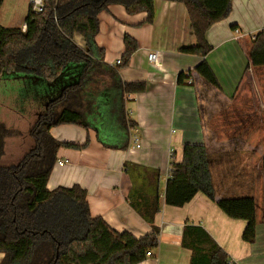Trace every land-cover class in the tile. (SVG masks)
<instances>
[{"label":"trees","instance_id":"1","mask_svg":"<svg viewBox=\"0 0 264 264\" xmlns=\"http://www.w3.org/2000/svg\"><path fill=\"white\" fill-rule=\"evenodd\" d=\"M44 1L42 13H34L29 5L26 31L0 25V103L21 116L19 128L0 119V264H140L159 246V170L125 163L133 180L129 204L152 225V232L139 238L93 216L87 190L79 184L52 190L47 184L60 148L84 149L90 143L89 138L83 144L56 139L50 132L55 126L94 130L109 149L131 146L137 123L127 104L130 95L145 92L147 84L123 80L120 69L129 65L139 43L125 34L122 63H107L105 48L96 40L99 14L120 4L129 14L146 12L139 25L153 23L154 0ZM166 1L186 6L197 39L180 52L202 57L195 68L179 73L177 83L192 82L209 141L235 144L236 150H242L243 143L251 147L253 194L216 200L209 155L217 151L204 141L186 143L183 160L170 162L165 203L181 207L203 193L230 218L246 221L242 238L253 243L257 226L264 223V29L239 38L247 65L228 97L205 57L213 50L207 31L230 15L232 0ZM77 35L83 46L76 42ZM24 137L31 141L22 156L3 162L8 143ZM183 245L192 250L190 264H232L201 227L186 226Z\"/></svg>","mask_w":264,"mask_h":264},{"label":"crops","instance_id":"2","mask_svg":"<svg viewBox=\"0 0 264 264\" xmlns=\"http://www.w3.org/2000/svg\"><path fill=\"white\" fill-rule=\"evenodd\" d=\"M154 3L153 23L139 25L145 20L146 12L129 14L120 4L110 5L99 14L100 30L96 40L105 48L107 63L116 65L121 58L125 34L139 43L129 65L120 69L123 80L147 84L146 91L131 94V103L127 104L130 117L137 123L131 146L127 150L109 149L97 140L94 130L74 124L55 126L50 132L56 139L83 144L89 138L90 143L84 149H59L47 187L52 190L79 184L87 190L93 216H102L113 229L129 231L139 238L152 232V225L129 204L133 180L126 172L125 163L154 168L160 172L161 210L155 216V225L160 229L159 246L140 264H190L192 250L183 245L186 226L205 229L232 264H264V223L257 226L256 239L249 243L242 238L246 221L230 218L203 193H197L181 207L165 203L170 162L183 160L186 143L204 141L210 146L213 143L217 151L209 155L216 200L252 196V149L243 143V149L236 150L235 144L207 139L211 133L204 126L192 82L177 83L180 72L195 68L202 60L199 55L180 52L181 47L197 42L187 8L175 1L154 0ZM231 5L230 15L207 31L206 38L213 50L205 57L228 97L234 94L247 65L239 38L264 29V0H232ZM3 6L4 3L0 8V25L22 26L27 14L12 25L3 24ZM12 15L20 17L15 10ZM75 40L80 46L84 45L81 36L77 35ZM153 52L159 53L157 62L148 59ZM11 111L6 107L0 119L12 123L20 121L21 116ZM137 144L140 147H136ZM58 161L64 164L58 165ZM3 256L0 252V261Z\"/></svg>","mask_w":264,"mask_h":264},{"label":"rangeland","instance_id":"3","mask_svg":"<svg viewBox=\"0 0 264 264\" xmlns=\"http://www.w3.org/2000/svg\"><path fill=\"white\" fill-rule=\"evenodd\" d=\"M4 6L1 9V18L3 17V24L4 25H12L13 22H16L18 18L21 20V17L23 14H27L28 12V2L27 0H4ZM12 10H15L17 14H19L20 17H14L12 15ZM131 103V102H130ZM6 111V107L3 103H0V116H2V113ZM9 114V113H5ZM2 121L4 119H1ZM7 121V120H4ZM11 124L18 125V121H8ZM23 129V128H21ZM30 138L24 137L23 139H18L15 141H10L8 143L7 147V153L5 157L3 158V162H12L16 161L19 157L22 156L23 152L28 148L30 144Z\"/></svg>","mask_w":264,"mask_h":264},{"label":"built area","instance_id":"4","mask_svg":"<svg viewBox=\"0 0 264 264\" xmlns=\"http://www.w3.org/2000/svg\"><path fill=\"white\" fill-rule=\"evenodd\" d=\"M29 1V5L31 7V10L34 12V13H42L44 12L45 8H46V4H45V1L44 0H28ZM22 30L23 31H26L27 30V24L26 23H23L22 24ZM148 59L152 62H157L158 59H159V53L158 52H153V53H150L149 56H148ZM122 63V59L121 58H118L117 61H116V64H121ZM138 139H135L134 141L137 142ZM136 147H140V144H137ZM58 165H63L64 162L63 161H58L57 162ZM169 173H170V169H169ZM152 255V252H148L147 253V256H151Z\"/></svg>","mask_w":264,"mask_h":264}]
</instances>
